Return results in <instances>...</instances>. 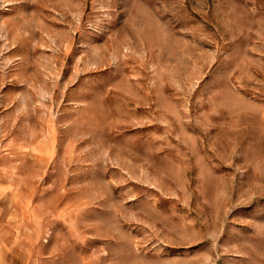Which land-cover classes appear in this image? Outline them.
<instances>
[{
    "label": "rangeland",
    "instance_id": "rangeland-1",
    "mask_svg": "<svg viewBox=\"0 0 264 264\" xmlns=\"http://www.w3.org/2000/svg\"><path fill=\"white\" fill-rule=\"evenodd\" d=\"M0 264H264V0H0Z\"/></svg>",
    "mask_w": 264,
    "mask_h": 264
},
{
    "label": "crops",
    "instance_id": "crops-1",
    "mask_svg": "<svg viewBox=\"0 0 264 264\" xmlns=\"http://www.w3.org/2000/svg\"><path fill=\"white\" fill-rule=\"evenodd\" d=\"M7 178H5V174L3 175L0 173V230L5 228L4 226V220L5 218H9V208L6 206L5 212H3L2 207L4 205V202L2 201V198L4 195L8 193L9 187L7 185ZM5 217V218H4ZM3 244V238L0 235V246Z\"/></svg>",
    "mask_w": 264,
    "mask_h": 264
}]
</instances>
